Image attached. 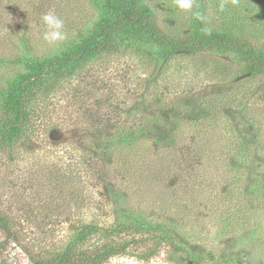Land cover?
<instances>
[{"label":"rangeland","instance_id":"rangeland-1","mask_svg":"<svg viewBox=\"0 0 264 264\" xmlns=\"http://www.w3.org/2000/svg\"><path fill=\"white\" fill-rule=\"evenodd\" d=\"M146 1L171 30L188 25L190 12L176 0ZM203 1L208 26L240 24L243 40L264 52V0H233L227 18L219 14L232 0ZM50 11L64 21L66 39L57 45L43 39L41 17ZM233 13L243 18L238 24ZM97 19L94 0H0V86L23 70V55L56 56ZM139 56L105 55L81 78L55 86L31 140L0 161V208L14 232L61 246L83 225L132 217L168 228L206 254L207 264H264V76L245 71L244 59L230 53L200 51L162 63ZM100 108L115 122L120 114L122 137L103 139L81 118ZM27 194L33 208L44 200L42 214L20 208L17 198ZM151 247L132 244L98 264H183L166 246L147 253ZM0 264H30L1 229Z\"/></svg>","mask_w":264,"mask_h":264},{"label":"trees","instance_id":"trees-1","mask_svg":"<svg viewBox=\"0 0 264 264\" xmlns=\"http://www.w3.org/2000/svg\"><path fill=\"white\" fill-rule=\"evenodd\" d=\"M232 3L233 0L222 7L220 17L223 14L224 18L229 16L233 11ZM202 4H205L203 0L195 1V11L203 17L200 10ZM154 5L146 0H94L98 19L88 32L78 36L56 56L35 59L23 55L19 59L18 64L23 70L14 74L6 85L0 86V161L13 157L22 142L31 140L29 137L37 128L39 116L49 108L47 102L52 89L74 76L81 78L90 62L105 55L131 50L139 57L162 63L175 55L200 51H214L223 56L230 53L240 56L239 60L244 59L245 71L254 77L260 74L264 76V52H255L243 40V26L238 24L243 19L241 15L233 13L238 25L230 30L211 28L203 19L194 18L190 12L184 22L188 24L186 28L171 30L172 23L159 21ZM147 52L148 56L145 55ZM101 109L95 113L92 110L84 111L81 118L88 120L92 125L90 129L103 139L109 140L116 135L122 137L123 133L117 128L120 114L116 115L115 122L110 113L101 114ZM105 169L102 167V170ZM25 193L24 189L21 195ZM17 200L27 216L32 215L34 210L41 214L44 210V200L39 207L33 208L35 200L28 194ZM14 227L10 217L0 208L1 231L19 245L30 264H98L114 254L124 253L132 244L146 242L152 245L147 253L157 251V247L162 245L169 249L174 260L178 258L183 264H207L206 254L191 251L175 240L168 228L132 217L108 227L83 225L74 230L61 246L46 245L45 237L34 236L35 233L28 231L22 238L18 237ZM91 237L96 243L89 244Z\"/></svg>","mask_w":264,"mask_h":264},{"label":"clouds","instance_id":"clouds-1","mask_svg":"<svg viewBox=\"0 0 264 264\" xmlns=\"http://www.w3.org/2000/svg\"><path fill=\"white\" fill-rule=\"evenodd\" d=\"M177 7L181 10L191 12L194 18L202 20L203 17L198 11H195V0H176ZM42 22L45 25L43 39L51 45H57L66 39V34L63 31L64 21L53 12H48L42 17Z\"/></svg>","mask_w":264,"mask_h":264}]
</instances>
